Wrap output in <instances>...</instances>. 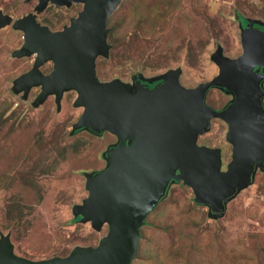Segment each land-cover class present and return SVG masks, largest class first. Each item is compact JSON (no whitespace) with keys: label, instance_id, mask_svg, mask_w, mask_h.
I'll return each mask as SVG.
<instances>
[{"label":"rangeland","instance_id":"obj_1","mask_svg":"<svg viewBox=\"0 0 264 264\" xmlns=\"http://www.w3.org/2000/svg\"><path fill=\"white\" fill-rule=\"evenodd\" d=\"M34 4L0 0V9L17 17L33 12ZM78 8L49 3L35 12L36 19L52 31L61 30ZM191 9L192 22L175 31L169 52L156 51L157 37L141 28L125 24L121 35L109 34V55L96 59L98 79L132 85L135 76L150 78L180 69L179 83L195 88L218 74L212 60L218 46L230 58L242 53L238 16L264 22V0H194ZM123 11L113 18L122 19ZM23 41L22 31L11 25L0 28V108L5 107L1 120L6 118L0 120L4 125H0V174L7 163L13 165L0 185V235H9L16 255L32 260L66 257L75 247L96 246L107 234L106 225L96 230L90 222L76 220L73 207L88 195L86 174L106 167L104 154L117 141L107 131L70 133L82 112L73 104V90L63 94L59 110L54 96L33 106L38 87H32L27 98L12 90L13 81L33 66L34 55H12ZM50 67L45 64L41 70ZM229 99L216 87L205 96L213 109L223 108ZM227 130L222 119L213 118L210 130L198 138L199 145L220 149L222 170L232 159ZM12 138L15 142L8 145ZM18 185L24 189L15 188ZM193 198L191 188L181 182L169 187L141 227L131 264H242L234 262L241 254L253 257L254 264H264V171L257 170L253 182L227 203L220 218L208 217V208ZM192 243L197 249L190 251Z\"/></svg>","mask_w":264,"mask_h":264},{"label":"water","instance_id":"obj_2","mask_svg":"<svg viewBox=\"0 0 264 264\" xmlns=\"http://www.w3.org/2000/svg\"><path fill=\"white\" fill-rule=\"evenodd\" d=\"M36 12L47 4L56 7L81 3L82 9L61 30H50L28 13L13 20L0 10V28L12 24L23 32L16 57L34 55L32 68L13 81L12 90L27 98L32 87H40L33 106L54 95L59 110L66 91L76 92L75 107L82 112L71 126V134L83 129L109 132L117 144L104 154L103 170L86 174L87 197L73 207L79 221L90 222L107 234L96 246L75 247L66 257L32 260L16 255L9 235H0V264H131L135 258L141 227L148 214L167 195L173 182L191 188L194 201L208 208V217L224 215L227 203L264 171V107L260 81L253 70L264 67V22L248 19L241 28L242 53L223 55L220 46L212 55L219 72L195 88L179 83L180 69L139 80L132 87L118 79L100 81L96 59L109 55L108 20L122 0H37ZM241 26V25H240ZM51 61L52 70L39 67ZM153 83L150 88L141 83ZM210 87H220L234 97L221 110L205 103ZM213 118L227 125L226 140L232 159L222 170L219 148L199 145L198 136L208 132Z\"/></svg>","mask_w":264,"mask_h":264},{"label":"trees","instance_id":"obj_3","mask_svg":"<svg viewBox=\"0 0 264 264\" xmlns=\"http://www.w3.org/2000/svg\"><path fill=\"white\" fill-rule=\"evenodd\" d=\"M184 2H186V4H184ZM192 6H194V0H122L116 10L109 17L108 27L110 28V31L108 35H121V30L125 27V24L126 27L129 25L134 29L141 28V30H143L147 35L152 36L153 38L157 37V39H155L157 41L156 51L162 52L167 50V52H169L172 50V47L170 46H173V38L176 35L174 34L175 31L181 29V26L185 27V24L192 22V15L190 14ZM121 8L124 10L123 12H125L126 15L122 19L119 17L116 19L113 18V14L115 12L117 13V11ZM109 22H111V26H109ZM4 108L5 107L0 108V120L4 115ZM5 119L1 120V122L5 121ZM0 125L4 126L1 123ZM16 129L17 128H14L11 131L13 135L17 132ZM14 142L13 138L11 141H7L8 145ZM9 165L12 164L7 163L5 167L1 168L0 185L4 184L6 178L5 175L7 171L10 170ZM17 187L20 190L22 188L24 189L23 185H18L15 188ZM79 218L80 216L76 217V220ZM194 246L195 249H197L196 245L192 243L190 251L194 249ZM245 255L246 254L235 256L234 262H242V264L255 263V259L253 257L249 258ZM217 257L218 256L216 255V258Z\"/></svg>","mask_w":264,"mask_h":264},{"label":"flooded vegetation","instance_id":"obj_4","mask_svg":"<svg viewBox=\"0 0 264 264\" xmlns=\"http://www.w3.org/2000/svg\"><path fill=\"white\" fill-rule=\"evenodd\" d=\"M29 1H34L35 2V4H34V11L33 12H27L26 14H28V13H33V14H36L35 12H36V9H35V7H36V5L38 4V1L37 0H24V2H29ZM48 5V4H47ZM54 5V4H53ZM55 6V5H54ZM71 6H79V8H78V10L76 11V13H75V15H74V17L75 16H77V14L79 13V11L82 9V4L81 3H72L69 7H71ZM47 7V6H46ZM45 7V8H46ZM61 7V6H60ZM65 7H67V6H65ZM1 10V9H0ZM2 11V10H1ZM2 13L3 14H7L6 12H3L2 11ZM26 14H23L22 16H24V15H26ZM8 15H10V14H8ZM12 18H13V20H12V22L14 21V20H16V19H18V18H21L22 16H17V17H13L12 15H10ZM36 17V16H35ZM248 17H242V16H238V25H239V28H240V30H241V28H245L246 26H248ZM251 19V18H250ZM37 20V19H36ZM38 22V21H37ZM39 23V22H38ZM40 24V23H39ZM11 26H12V24H10ZM241 25V26H240ZM255 28H259V29H261V30H263L264 29V27L263 26H259V25H257V24H254L253 25ZM13 28V27H12ZM14 29V28H13ZM15 30H19V29H15ZM21 31V30H20ZM23 33V32H22ZM242 51H243V47H242ZM239 56V55H238ZM237 56V57H238ZM99 57V56H98ZM97 57V58H98ZM33 64H34V61H33ZM45 64H51V67H50V69L48 70V71H46V72H44V71H42L41 70V67L43 66V65H45ZM53 63L51 62V61H48V62H45L42 66H40L39 67V69H40V71L43 73V74H48L51 70H52V67H53V65H52ZM216 64V63H215ZM253 70H257L258 71V73H260V74H262L263 75V78L261 79V81H260V87H261V90L262 91H264V67L263 66H260V65H254V67H253ZM218 72H219V69H218ZM139 80V77H137V76H135L134 78H133V80H132V85H130L131 87L133 86V85H135L136 84V82ZM141 81V83H143V84H145V85H147L148 87H150V88H152V87H154L156 84H158L161 80H157V81H154L153 83H146V82H144L143 80H140ZM38 88H40V87H38ZM211 88V87H210ZM209 88V89H210ZM217 89H219L220 91H222L223 93H225L226 95H229L230 96V99L228 100V102L225 104V106L231 101V99H233V97H234V95H233V93H231L230 91H226L225 89H222V88H220V87H216ZM208 89V90H209ZM207 90V91H208ZM39 93V92H38ZM50 96H54V95H50ZM206 96V95H205ZM263 100H264V96L262 97V104H263ZM205 103H206V101H205ZM207 104V103H206ZM208 105V104H207ZM224 106V107H225ZM223 107V108H224ZM263 107H264V104H263ZM222 109V108H221ZM221 109H216V110H221ZM80 130H83V129H80ZM116 138V137H115ZM198 138H199V136H198ZM116 141H117V138H116ZM197 143H198V139H197ZM180 181H177V182H173V183H171V185L170 186H172L173 184H175V183H179ZM168 193V192H167Z\"/></svg>","mask_w":264,"mask_h":264}]
</instances>
